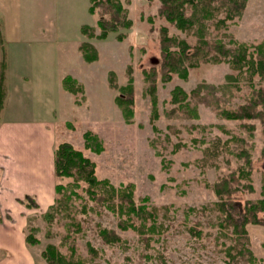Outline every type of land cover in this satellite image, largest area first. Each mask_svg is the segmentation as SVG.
Wrapping results in <instances>:
<instances>
[{
  "label": "rangeland",
  "instance_id": "374dc122",
  "mask_svg": "<svg viewBox=\"0 0 264 264\" xmlns=\"http://www.w3.org/2000/svg\"><path fill=\"white\" fill-rule=\"evenodd\" d=\"M120 1L131 24L97 39L81 33L88 26L99 34L97 19L88 12L90 0H0V76L11 73L28 81L23 101L30 113L22 115L35 120L51 115L59 143L80 151L95 164L98 180L130 191L135 204L156 219L152 229L150 221L144 223L143 235L122 232L118 217L80 192L72 206L82 227L79 234L70 231L65 217H57L52 226L42 219L46 211L27 217L34 219L38 240L29 247L33 262L46 264L41 255L47 245L68 255L65 236L71 234L84 264H251L236 254L229 257L231 228L221 225L211 186L231 172L250 170L253 192L241 202L264 200L262 123L217 115L245 105L255 90L264 89V81H250L246 67L235 70L228 62L200 63L187 69L185 79L165 75L158 67L161 28L191 45L195 37L161 18L158 0ZM227 26L210 28V39L226 48L234 46L230 40L250 47L264 41V0H247L242 15ZM83 42L93 47L96 61H84L79 51ZM67 76L82 86L75 97L62 88ZM126 86L130 93L121 90ZM174 88L187 95L178 104L170 102ZM119 95L132 98L129 116L116 103ZM2 114L1 119L17 117L5 110ZM86 132L101 140L99 153L85 148ZM70 182L59 179L64 185ZM100 229L114 230L121 243L105 244ZM245 230L254 264H264V225L248 224Z\"/></svg>",
  "mask_w": 264,
  "mask_h": 264
},
{
  "label": "trees",
  "instance_id": "16d2710c",
  "mask_svg": "<svg viewBox=\"0 0 264 264\" xmlns=\"http://www.w3.org/2000/svg\"><path fill=\"white\" fill-rule=\"evenodd\" d=\"M158 1V15L176 29L190 32V35L196 39L195 44L191 45L186 40L168 36L167 28H161L159 33L161 61L158 67L164 74H178L179 77L185 79L187 69L200 63L228 62L235 70H242L246 67L250 81L253 77H259L264 81V41L250 47L230 40L234 46L226 48L221 42L210 39V28L226 29L228 23H234V20L242 15L247 0ZM88 12L96 17L99 34L96 35L95 29L92 27L82 26L81 33L87 38L104 39L109 33L127 28L131 24L127 19V10L120 0H90ZM221 35L226 36L223 33ZM79 51L85 62L96 61V52L89 43H81ZM4 80V73H2L0 76V112L4 107ZM110 83L111 87L114 86L112 78ZM61 84L63 90L72 97L83 91L82 86L69 76L63 78ZM151 85H154L153 81ZM126 87L121 90H128L130 93V87ZM186 97L187 95L180 88H174L170 102L178 104ZM131 102L132 98L125 95H119L116 99L117 105L125 116L131 114L128 105ZM192 113L195 115L193 110ZM217 115L234 121L256 119L262 123L264 129V89L255 90L245 105H240L235 110L223 109L217 112ZM248 129L251 130L250 127ZM83 138L85 148L95 153L102 150L101 140L95 134L86 132L83 134ZM53 158L54 176L57 181L55 198L54 203L42 216L49 226L54 224L57 217H65L70 220V226L73 227V230H70L72 233L79 234L81 232L82 227L74 220V208L72 207L74 198L82 197L79 195L80 192L86 193L88 199L105 205L111 214L118 217L120 221L117 223V228L122 232L131 229L143 235L144 223L150 221L152 223L150 229L155 226L156 219L152 211H146L145 207L135 204L132 193L127 189L114 188L106 181L98 180L95 176V164L69 143H58L54 148ZM244 163L248 167L249 162ZM248 168L250 169V167ZM250 173V170L244 171L243 169L231 172L216 180L211 188L217 199L216 209L222 217L223 224L221 225L231 228L232 244L228 248L229 257H231V253L236 254L240 261L254 264L255 258L248 247L245 227L248 224L264 225V200L253 202L245 199L241 202L243 195L253 192L249 178ZM59 179H71V182L69 185H64L59 183ZM21 203L26 208H36L37 206L35 200L30 197H26ZM8 217L6 216V218ZM2 220L0 212V222ZM33 220V218H27L26 231L28 233L25 235L27 247L38 244L34 235L36 230L31 226ZM99 236L107 245L119 244L122 241L114 230L100 229ZM70 237L73 236L71 234L65 236L68 241V255H63L54 245L46 246L41 255L46 264H84L77 258L75 238ZM66 239L64 240L66 241ZM141 240L147 241L144 238ZM88 247L89 251L95 252L90 244Z\"/></svg>",
  "mask_w": 264,
  "mask_h": 264
},
{
  "label": "crops",
  "instance_id": "0c3cea01",
  "mask_svg": "<svg viewBox=\"0 0 264 264\" xmlns=\"http://www.w3.org/2000/svg\"><path fill=\"white\" fill-rule=\"evenodd\" d=\"M47 19L50 27L53 23ZM27 82L11 73L4 80L8 89L0 112V264H34L25 244L27 217L43 214L55 198L56 124L51 115L39 120L22 115L30 113L23 101ZM4 110L17 117L1 119ZM26 197L35 200L36 208L21 203Z\"/></svg>",
  "mask_w": 264,
  "mask_h": 264
},
{
  "label": "water",
  "instance_id": "95a60500",
  "mask_svg": "<svg viewBox=\"0 0 264 264\" xmlns=\"http://www.w3.org/2000/svg\"><path fill=\"white\" fill-rule=\"evenodd\" d=\"M154 60H151V62H153ZM263 170H264V163H263V166H262Z\"/></svg>",
  "mask_w": 264,
  "mask_h": 264
}]
</instances>
